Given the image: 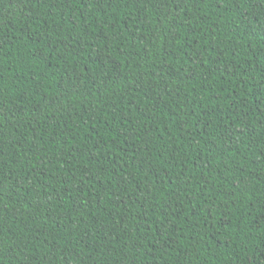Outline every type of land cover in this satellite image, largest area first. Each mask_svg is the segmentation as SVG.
I'll return each instance as SVG.
<instances>
[{
  "label": "trees",
  "instance_id": "16d2710c",
  "mask_svg": "<svg viewBox=\"0 0 264 264\" xmlns=\"http://www.w3.org/2000/svg\"><path fill=\"white\" fill-rule=\"evenodd\" d=\"M0 264H264V0H0Z\"/></svg>",
  "mask_w": 264,
  "mask_h": 264
}]
</instances>
